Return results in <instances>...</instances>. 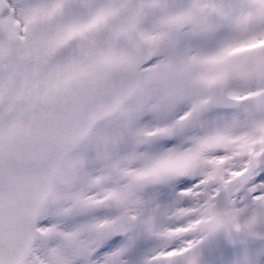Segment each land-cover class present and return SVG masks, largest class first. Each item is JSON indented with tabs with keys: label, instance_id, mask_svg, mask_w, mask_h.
Returning <instances> with one entry per match:
<instances>
[{
	"label": "snow or ice",
	"instance_id": "obj_1",
	"mask_svg": "<svg viewBox=\"0 0 264 264\" xmlns=\"http://www.w3.org/2000/svg\"><path fill=\"white\" fill-rule=\"evenodd\" d=\"M0 264H264V0H0Z\"/></svg>",
	"mask_w": 264,
	"mask_h": 264
}]
</instances>
